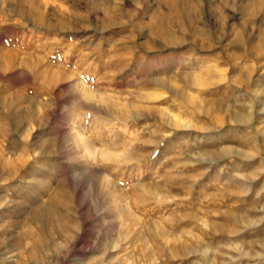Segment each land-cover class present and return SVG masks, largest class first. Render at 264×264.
Here are the masks:
<instances>
[{"label":"rangeland","instance_id":"obj_1","mask_svg":"<svg viewBox=\"0 0 264 264\" xmlns=\"http://www.w3.org/2000/svg\"><path fill=\"white\" fill-rule=\"evenodd\" d=\"M35 2L0 0V264H264V0Z\"/></svg>","mask_w":264,"mask_h":264},{"label":"bare ground","instance_id":"obj_2","mask_svg":"<svg viewBox=\"0 0 264 264\" xmlns=\"http://www.w3.org/2000/svg\"><path fill=\"white\" fill-rule=\"evenodd\" d=\"M35 1H36V0H32V2H33V6H34L35 9H36L37 6H36V2H35ZM35 9H34V10H35ZM171 9H172V10H175V6L172 5V6H171ZM43 16H44V15H43ZM43 16H42V17H43Z\"/></svg>","mask_w":264,"mask_h":264}]
</instances>
